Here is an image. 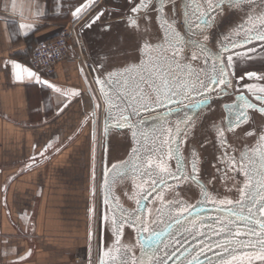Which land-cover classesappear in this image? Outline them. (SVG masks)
<instances>
[{"label": "snow or ice", "instance_id": "obj_1", "mask_svg": "<svg viewBox=\"0 0 264 264\" xmlns=\"http://www.w3.org/2000/svg\"><path fill=\"white\" fill-rule=\"evenodd\" d=\"M169 3L171 7L166 13L165 7ZM192 3H195L194 10L189 8ZM250 3H252V0H204V4L201 5L199 0H182L183 11L181 17L175 15L176 0H139V3L131 4L129 11L133 14L140 13L142 9L144 10L143 17L138 15L130 17L133 31L140 28L139 21L143 19L145 24L143 32L147 35L148 26L151 25L153 20L150 12H155L162 21L160 27L164 29V32L161 39L155 44L149 40L143 41L142 46L149 51L150 59L147 62H141L139 70L136 69L135 65L125 68L124 73L128 75V80L116 81L118 85L123 86L124 91L128 94L126 97L113 93L110 86L113 79L112 73H108L105 79L96 78L97 83L101 85L104 99L108 102L105 134H108L113 127L107 123V117L118 107L114 103L115 100L121 102H124V100L133 101L130 115L121 114L118 120L116 117H112L113 120H116L114 126L117 129L135 127L136 125L129 123V120L133 115L140 117L141 109L145 111L154 110L150 101L140 104L139 108L136 106L139 101L146 99L142 85H151L160 97L155 108L165 109L157 117L163 121L165 126L168 122L167 117L176 110V107H169V105L184 106V101L187 100L190 104L194 103L198 106L205 103L207 94L217 93L218 95L227 96L229 95V89L235 92L233 79L237 77L235 76L233 55L225 56L224 54L230 52L231 49L250 44L253 40L264 41V9L261 10L259 16L255 17L260 22L259 29H251L250 24L254 14H249L248 20H242L229 29L228 33L225 34V40L218 42L220 48L216 51L209 49L205 42L194 39L186 40L175 25L186 22L193 36L197 34L204 35L209 29L220 27L225 23V9L231 10ZM91 6L92 0H86L84 4L75 9L73 15L78 17ZM190 16L193 18L190 19ZM99 18L98 15L95 19L98 20ZM21 27H24V25H21ZM207 39L208 37L205 36L204 40L207 41ZM186 43L198 47L204 53L205 65L209 63V58H211V73L209 74L205 68L203 70L205 77L203 80L200 78L198 71H188L187 66L182 67L175 62L174 57L170 58L166 55V46L175 49ZM153 49L159 50L158 56L152 57ZM261 51H264V46H262ZM255 52V48L247 50V53ZM247 53L236 52L234 55L237 59H252L253 57ZM193 59H195V56H193ZM11 64L16 80H24L26 74L28 79L35 78L37 83H43L45 86L55 89L56 92H60V89L56 88L55 85L49 84L48 81H41L37 73L30 68L16 61H12ZM133 71L137 73L135 78L131 76ZM245 77L248 79H264V76L258 77L257 73L252 71L244 72L238 79L244 81ZM242 87L252 92L255 100L264 105V87L259 89L262 94H256V89L252 84H243ZM136 93L140 94L137 95ZM76 95H79V93H76ZM202 96L205 99H197V97ZM236 99L240 102L239 106L235 102L230 106H225L228 112L235 116V119H229L227 125L220 124L215 127L221 145L227 143L224 128L234 129L247 123L249 109H257L259 112L264 113V106L253 103L244 95L243 91L237 95ZM138 122L142 124L144 121L140 119ZM189 126L190 121L185 122L183 129L179 124L172 129L163 127L159 130L161 132L158 138L160 148H149L141 142L140 147L131 149L129 159L112 164L110 169L106 167V189L110 188V175L114 180L115 177L123 175L128 169L131 170L134 176L146 178V180L150 179L151 186L150 188L141 186L140 198L136 201L137 208L135 210L125 209L122 205L115 203V198H113V206L110 207L108 212L102 214L100 218L102 225L110 232L113 229L115 230L116 247L115 249L109 248L104 252V256H107L108 259H101L100 264H169L173 257H176L177 264H204L200 257L206 255V248L209 251L212 248L219 250L215 253L216 259L208 258L207 264H252V261H259L264 264V134L260 135V143L254 148H248L245 145V150L239 154L238 159L235 155L229 156L227 151L224 152L222 161L228 167H231L233 172H241L246 179L242 182V186L238 188V200L212 202L217 212H222L225 218L221 219L220 216H217L216 226L209 225L206 231H201L196 227L198 217H194L191 221L188 218L193 217V209L199 203L209 202L210 197L207 186L203 184L197 175L199 172L198 154L194 150L191 153V173L187 171V161L182 151V144ZM252 134L251 132L247 133V135ZM136 136L137 133L134 132L133 138L135 139ZM165 136H167V139H164ZM144 139H148L147 135ZM151 143L155 144L156 141L153 140ZM141 152L144 153L143 157ZM172 159L175 160L174 169L170 168L167 163ZM181 178L200 185L202 201L189 205L184 200L165 202L161 197V206L156 209L155 215L149 220L148 216L151 209L142 208L141 201L146 199L147 196L168 187L169 180L179 181ZM104 204L106 207L109 205L107 195ZM162 217H166L167 222ZM198 222L203 226V221ZM125 224L136 227L140 247L139 256L132 253L131 248L123 246L119 242ZM160 225H163V227L161 228ZM189 225H191V228ZM208 232H211L212 236H207ZM185 234L192 236L193 239L199 237H206V239L199 240V250L193 246L191 249L186 248L181 252L176 247L181 241L175 237L185 236ZM178 252L181 253L183 259L177 256ZM20 259L23 260L24 257H20Z\"/></svg>", "mask_w": 264, "mask_h": 264}, {"label": "crops", "instance_id": "obj_2", "mask_svg": "<svg viewBox=\"0 0 264 264\" xmlns=\"http://www.w3.org/2000/svg\"><path fill=\"white\" fill-rule=\"evenodd\" d=\"M85 2L0 0V264H96L100 252L101 143L93 116L100 99L92 70L64 61L55 79L37 73L56 92L26 74L16 80L11 64L36 73L26 61L38 42L81 19L80 33L103 6L127 4L105 0L74 16Z\"/></svg>", "mask_w": 264, "mask_h": 264}, {"label": "water", "instance_id": "obj_3", "mask_svg": "<svg viewBox=\"0 0 264 264\" xmlns=\"http://www.w3.org/2000/svg\"><path fill=\"white\" fill-rule=\"evenodd\" d=\"M201 5L204 4V0H199ZM139 3V0H127V4L124 8H114L109 10L105 5L99 11L90 16L80 28V35L83 40L84 47H88L86 64L92 70V80L95 84L100 102L94 103L93 116L95 118L94 127L95 133L99 134L101 143V180L99 187V212L100 217L102 214L109 211L110 207L115 203L122 205L125 209L135 210L137 208L136 201L140 198L141 186L143 188H150L151 180L134 176L131 170L128 169L121 176L115 177L114 180L109 176L110 188H105V170L111 168L114 163L129 159L131 149L133 147H140L141 142L144 146L149 148H160L159 137L161 132L159 131L163 127L168 129L174 128L177 124L183 129L185 122L190 121V126L187 128V132L182 144V151L187 161V171L191 173V153L194 150L198 154V167L197 173L199 179L207 186L210 201L207 203H199L195 209H193V217H189V221L194 217H198V221H203V226L197 221L196 227L201 231H206L209 225L216 226V217L220 216L224 219L222 212H217L213 207V201H236L239 199L238 188L242 186V182L246 179L241 172H233L231 167H228L225 162L222 161V156L225 151L229 156L235 155L237 159L239 154L245 150L244 146L248 148H254L260 143V135L264 134V113L259 112L257 109H249V119L247 123L240 125L234 129L224 128L225 137L227 143L221 145L219 142V135L215 130V127L220 124L227 125L229 119L234 120L235 116L228 112L226 105H232L233 102L239 106V101L236 99L237 95L243 91L249 100L258 106L261 105L259 101L255 100V96L252 92L243 89V84H252L256 89V94H262L259 92L261 87H264V79H248L245 77L244 81H240L238 77L246 71L256 72L258 77L264 76V51H261L264 46V41L253 40L252 43L242 45L241 47L231 49L230 52L224 55H233L235 62V76L233 79V85L236 91L233 92L229 89V95L223 96L217 93L207 94L205 97H197V99H205V103L196 106L194 103L190 104L189 101H184V106L169 105V107H176V110L167 117V125L165 126L163 121L158 117L160 113H163L165 109L155 108L156 103L160 97L151 85H142L144 89V95L146 99L139 101L136 106L139 108L140 104L152 102L154 110L145 111L141 109V116H132L129 123L136 125L133 128H115L116 120L112 117H116L118 120L123 115L131 114V107L133 101L115 100L114 103L118 106L107 117V123L112 125V129L108 134H105V118L108 107V102L104 99V95L101 92V85L97 83L96 78L105 79L108 73H112L113 79L111 81V89L113 93H118L121 97H126L128 94L124 91L123 86L116 83L117 80H128V75L124 73L125 68H130L135 65L139 70L141 62H147L150 59L149 51L143 48L142 44L144 40H149L153 44L158 42L163 36L164 29L160 27L162 21L157 17L155 12H150L153 17L152 23L148 26V34L145 35L143 29L145 24L143 19L139 21L140 28L136 31L132 30L130 17L138 15L143 17L144 10L140 13L133 14L129 11L131 4ZM171 4H167L165 12L168 13ZM189 8L194 10L195 3L189 5ZM264 9V0H252L250 4L241 5L239 8H233L231 10L225 9L226 20L225 23L214 29H209L204 35H195L189 30L188 23H177L176 29L181 32L186 40L194 39L196 41L205 42L209 49L216 51L220 48L218 43L221 40H225V34L235 24H239L242 20H248L249 14H254L250 27L252 30L259 29L260 22L255 19L259 16L261 10ZM183 11L182 0H176V13L177 17H181ZM119 13V14H117ZM170 14V13H169ZM99 15V19L95 18ZM171 15V14H170ZM193 18L190 16V19ZM94 21V22H93ZM90 25V26H89ZM242 35V34H241ZM207 36V41L204 37ZM166 55L175 59V62L182 67L187 66L188 71H198L200 78L203 80L204 69L206 68L208 73H211L212 64L211 58L209 63H204V53H202L198 47L186 43L183 46H179L175 49L166 46ZM249 48H255V53H247ZM239 52L241 54L247 53L253 58L250 60L237 59L234 53ZM152 57L159 55L158 49H153L151 53ZM195 56V59H193ZM103 66V70H102ZM136 71L131 73V76L135 78ZM43 81H48L44 79ZM49 82V81H48ZM49 84L53 85L51 82ZM139 95L140 93H136ZM127 109V111H125ZM143 119V123L138 121ZM137 133L136 138H133V133ZM253 133L247 135V133ZM147 135L148 139L144 137ZM167 139V136L164 137ZM155 140L153 144L151 141ZM141 156L144 153L141 152ZM157 159L156 157H153ZM170 168H175V160L167 161ZM146 180V182H145ZM169 186L163 188L157 193L147 196L146 199L141 201V207L145 209H151L148 216L150 220L155 215L156 209L161 206V197L165 202L184 200L189 205L197 204L198 201H202L201 187L191 180L185 181L181 178L179 181L169 180ZM184 186L187 190H184ZM107 195L109 205L104 204L105 196ZM110 214V213H109ZM167 222L166 217H162ZM188 223L187 221L185 222ZM162 228L163 225H160ZM191 228V225H189ZM186 236V239H185ZM185 236H177L176 239L181 241L176 245L177 248L183 251V249H191L193 246L199 250V240L206 239V237H199L193 239L192 236L185 234ZM207 236H212L211 232L207 233ZM215 239V238H214ZM119 242L123 246L131 248V252L136 256L140 255V247L138 244V233L136 227L130 224L123 226V232L119 238ZM170 242V241H169ZM116 237L115 230L111 232L101 223L100 233V252L96 260V264H100L101 259L107 260L108 257L104 256V252L109 248L115 249ZM219 250L212 248L209 251L205 249L206 255L201 256L200 259L207 264V259H216L215 253ZM177 256L181 259V253L178 252ZM169 264H177L176 257H173L169 261ZM252 264H261L259 261H252Z\"/></svg>", "mask_w": 264, "mask_h": 264}, {"label": "built area", "instance_id": "obj_4", "mask_svg": "<svg viewBox=\"0 0 264 264\" xmlns=\"http://www.w3.org/2000/svg\"><path fill=\"white\" fill-rule=\"evenodd\" d=\"M105 0H92L89 13L98 8ZM81 19L73 24L66 32L37 43L26 64L40 76L55 79L57 68L61 62H78L87 67L83 41L78 30ZM86 263L88 262L85 260Z\"/></svg>", "mask_w": 264, "mask_h": 264}, {"label": "rangeland", "instance_id": "obj_5", "mask_svg": "<svg viewBox=\"0 0 264 264\" xmlns=\"http://www.w3.org/2000/svg\"><path fill=\"white\" fill-rule=\"evenodd\" d=\"M81 38H82V37H81ZM82 41H83V40H82ZM84 55H85V60H87V55H86V53H85V50H84ZM183 188H184L185 191L187 190V187H186V186H184ZM79 262H86V261L83 260L82 257H80V258H79Z\"/></svg>", "mask_w": 264, "mask_h": 264}]
</instances>
